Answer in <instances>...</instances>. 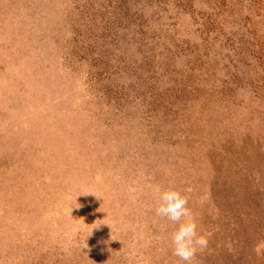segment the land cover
Returning a JSON list of instances; mask_svg holds the SVG:
<instances>
[{"label":"rangeland","instance_id":"rangeland-1","mask_svg":"<svg viewBox=\"0 0 264 264\" xmlns=\"http://www.w3.org/2000/svg\"><path fill=\"white\" fill-rule=\"evenodd\" d=\"M169 188L264 264V0H0V264H185Z\"/></svg>","mask_w":264,"mask_h":264},{"label":"clouds","instance_id":"clouds-1","mask_svg":"<svg viewBox=\"0 0 264 264\" xmlns=\"http://www.w3.org/2000/svg\"><path fill=\"white\" fill-rule=\"evenodd\" d=\"M155 211L157 216L179 224L171 239L174 255L185 264H192L197 253L208 247L209 241L206 235L198 232V223L189 207V197L177 189L161 190L160 203Z\"/></svg>","mask_w":264,"mask_h":264}]
</instances>
